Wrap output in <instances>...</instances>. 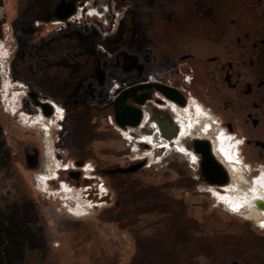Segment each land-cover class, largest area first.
Here are the masks:
<instances>
[{"label": "flooded vegetation", "instance_id": "af4514ba", "mask_svg": "<svg viewBox=\"0 0 264 264\" xmlns=\"http://www.w3.org/2000/svg\"><path fill=\"white\" fill-rule=\"evenodd\" d=\"M69 1H75L76 11L79 3L88 0ZM59 2L0 0V41L7 45L12 82L5 91L0 71V236L4 264H125L117 257L112 259L105 250L111 241L97 237L94 225L87 228L88 235L79 234L85 226L81 222H95L101 215L96 212L100 206L94 197L108 205L102 210L106 215L102 219L118 230L122 228L125 239L153 243L150 254L155 261L167 256L156 264H264V212L250 204L255 198L264 201V0H113L123 17L115 34L102 40L108 43L107 60L92 48L90 30L84 36H64V31L45 26L54 20L44 22ZM32 6L41 9L43 24L36 26L33 38L30 30H22L25 39L17 34L15 15ZM42 32L56 34L45 43L40 41ZM113 58L141 64L138 73L142 79L132 86H163L185 100V105H177L153 88L146 104H152L158 125L149 127L151 114L145 111L140 128L145 126L146 130L138 134L135 143L151 149L156 159L167 157L175 144L200 167L202 158L195 152V142H207L215 161L226 170L227 182L222 186L209 183L200 167L199 178L193 180L202 184L198 191L201 203H193L185 191L183 202H176L178 174L172 169L126 174L104 170L102 175L115 179V191L104 188L103 195L87 187L94 182L84 171L93 168L86 165L82 169L84 160L63 165L58 152L63 143L62 107L65 103L76 118L91 107L113 113L112 104L123 91L113 101L94 102L104 98L103 80L110 74L105 66ZM86 96L89 101L83 99ZM129 104L136 105L133 100ZM47 107L51 109L49 116ZM208 111L216 119L214 126ZM172 112L176 119L170 116ZM164 123L171 128H162ZM188 136L191 138L182 147L181 141ZM78 162L84 165L80 167ZM161 163L162 159L155 164L163 168ZM140 174L154 179L143 182ZM49 176H54L49 188L65 194V202L57 196L61 201L58 209L43 200L49 182L41 187V180ZM83 183L87 185L79 187ZM153 183L171 187H162L160 194L158 186H148ZM147 190L154 195L151 200L141 196ZM83 211L85 216L78 218L76 213ZM174 238L177 248L170 244L159 248L160 239L172 243ZM138 256L137 264H142L144 252Z\"/></svg>", "mask_w": 264, "mask_h": 264}, {"label": "rangeland", "instance_id": "374dc122", "mask_svg": "<svg viewBox=\"0 0 264 264\" xmlns=\"http://www.w3.org/2000/svg\"><path fill=\"white\" fill-rule=\"evenodd\" d=\"M19 1L16 2V13H19ZM16 18L18 17V14L15 15ZM91 23V22H90ZM89 23H86L83 25V27H87L91 31L92 37H90L89 42L92 44V48L97 50V45H104V47L108 48V43L105 41H102L100 37L97 35V31L95 29H92V24L88 25ZM98 52V50H97ZM99 55V53H98ZM130 59V58H127ZM129 62V63H128ZM128 62H125L124 59L120 58H113L112 60H109L106 62V68L109 70V73L107 78L103 80L105 82V89H104V98L103 100H100L99 104H103L104 102L110 101V92L109 90L112 89L116 84L121 85L124 87L125 85H132L135 83H138L141 81L142 76L139 75L138 71L140 70L141 64L139 62H132L128 60ZM97 82V81H96ZM196 97V96H194ZM189 101V104L192 102V98ZM65 110L64 113V120H63V135H62V146L61 149L58 150L60 152V156H62V159L64 160L63 165H71L72 160H84L85 165H89L93 168H86L84 171L86 176L90 178V182H94L93 184H88L87 187L92 186L93 192H98L99 194L104 195L107 191V189L114 190V184L113 182L115 179H111L107 176H104L101 174L102 171L106 170H112L116 168H127L133 164H136L138 162H141L140 160H144L146 163L145 165L137 170V172H155L156 170H169L172 169L177 172L178 176L176 177V190H175V196L176 201L181 200V198H184V196L189 197V199L194 203H201L203 201V197L201 194L198 193V191L201 189V182L197 181L195 182L193 179L199 178L197 176V170L200 169L199 165H196V163H192V161L188 158V156L185 154L180 153L179 150L175 148V144H173L174 149H172V152L167 157H162L159 159H156L154 156V153H150V150L148 147L137 145L135 143V140L138 138V134L145 132V126L142 128H135L132 130L125 131V133H128L130 136H132V142H126L123 137L119 134L117 130H115L110 124V119L114 120L113 113L110 110L98 112L96 109L91 107L90 109H85L84 111L86 113L81 114L84 116V122L85 128L88 130L89 134L87 135L84 143L82 146L78 144L77 139L75 138V132L77 130V118H75V115L72 113H69L66 106L62 107ZM152 104H146L145 105V111L150 112L149 114V127L153 128L154 124H157L155 120L153 119V109ZM192 108V107H191ZM170 114V113H169ZM170 116H173L174 119H176V115L174 112L171 113ZM76 119V120H75ZM219 134V132H217ZM154 134V132H153ZM181 134V131L179 132V135ZM217 134V135H218ZM191 138L190 136L186 137V139H183L181 141L182 147H185L186 141ZM193 138H195L193 136ZM215 141H218L215 137H213ZM173 140L170 141L172 143ZM188 149V148H187ZM187 152V151H186ZM193 154V152H191ZM238 156L239 152H238ZM61 159V158H60ZM162 159V165L163 168H160V165L155 164L157 160ZM48 162V161H47ZM47 162L45 165H47ZM168 163V165H167ZM86 167V166H85ZM84 168V167H83ZM41 174V173H40ZM96 176V177H95ZM95 177V179H93ZM141 177L140 179L146 180V178H152V176L148 174L139 175ZM92 178V180H91ZM199 180V179H198ZM45 182V181H44ZM50 182L45 185L46 189L48 188L46 192V197H43V200L47 202V204L52 207L58 209L59 203L61 202L58 197L65 195L60 192H53L50 186ZM95 184V185H94ZM161 184V183H160ZM160 184H154L148 185L151 186H160ZM63 185V184H62ZM61 185V187H62ZM83 185L87 184H81ZM44 186V187H45ZM189 186L193 187V189L188 190ZM43 187V186H41ZM162 187H165L168 189L171 187L170 185L166 184ZM106 188V191H102ZM181 189V192L178 191V189ZM96 189V190H95ZM91 190H89L90 192ZM147 191H142V195L144 199L151 200L154 195L148 194ZM184 192H188L186 195ZM111 193V192H110ZM67 194V192H66ZM70 194V193H69ZM44 195V194H43ZM73 197H75L73 194H71ZM58 196V197H57ZM94 197V196H93ZM96 199L95 203H99V206L96 209V212L100 213V216L96 217L95 222H87L83 221L81 224L85 225L81 227L79 234L80 235H88V227H91L94 225L95 227V234L97 237H106L107 241H111V244L108 245L109 247H106V251L111 253L112 259L115 257L119 258L122 263L125 264H137L139 263V256L138 253L142 250L144 252V258L142 264H156L158 260H167L166 258H163L160 256L157 261H155L154 257L150 252L151 243L150 241H142V242H135L133 243L130 241V239H125L124 237V230L118 228L113 224L112 222L104 221L102 218H105L106 215L103 213V209L107 208L108 205H104L105 201L102 200L101 202L98 198L94 197ZM75 200V199H74ZM82 201L81 199H79ZM86 201V200H85ZM85 201H82L86 203ZM63 202H65V198H63ZM77 202V201H75ZM81 202V203H82ZM129 201H126L128 203ZM134 202L139 203L140 201L135 200ZM162 201H160L161 203ZM131 202H129L130 204ZM78 204V203H77ZM103 204V205H102ZM67 209L72 210V207L69 208L68 205H65ZM52 209H48L49 212H51ZM82 211V210H81ZM54 213V212H53ZM76 213V212H74ZM82 213H76L78 218H83L85 215ZM55 214V213H54ZM84 231V233H83ZM161 234V233H160ZM162 235V234H161ZM109 237L111 239H109ZM102 239V238H101ZM172 243L168 242L167 240L164 241L162 239L159 240V248L161 250L164 248L165 244H170L171 246L177 248L178 242L176 239H172ZM103 245L102 243H100ZM167 248V247H166ZM152 249V248H151ZM101 250V246H99V243H97L96 251ZM171 260V258H169Z\"/></svg>", "mask_w": 264, "mask_h": 264}, {"label": "water", "instance_id": "95a60500", "mask_svg": "<svg viewBox=\"0 0 264 264\" xmlns=\"http://www.w3.org/2000/svg\"><path fill=\"white\" fill-rule=\"evenodd\" d=\"M75 12V1L66 2V0H60L56 5L52 15L47 16L44 22L48 23L52 19L59 21H66ZM157 88L165 97L174 102L177 105H185V100L177 91L169 89L159 85L146 84L132 86L119 94L116 100L113 102V118L116 125L120 128H137L143 121V112L141 106H144L151 99V90ZM133 100L135 106L130 105L129 101ZM48 109V116L51 115V109ZM50 111V112H49ZM162 128L169 130L171 126L167 123L161 125ZM166 126V127H165ZM195 152L201 155L202 162L200 164L202 176L211 184L225 185L227 182L226 170L215 161L210 153L209 145L207 142L196 141L194 146ZM78 166H83L84 162H78ZM145 165L144 162H138L127 168H116L109 170V174H126L129 172H135ZM77 178V175H71ZM3 239L0 236V264H4L2 248Z\"/></svg>", "mask_w": 264, "mask_h": 264}, {"label": "built area", "instance_id": "2783aa9c", "mask_svg": "<svg viewBox=\"0 0 264 264\" xmlns=\"http://www.w3.org/2000/svg\"><path fill=\"white\" fill-rule=\"evenodd\" d=\"M122 17H123L122 9L115 7L113 0H88L83 3H79L77 5L75 13L72 16H70L66 21H59V20L54 19L49 24H45V26L47 28H53L54 30L58 32H63L69 25L82 27L84 24L89 23L88 25L92 24V27L97 31V35L100 37L101 40H103L115 34V32L117 31L119 27V23ZM41 24L43 23L36 22L35 25L41 26ZM6 48H7V45H6L5 40L0 41V71L2 73V87L3 89H5V91H7L10 88L11 83H12L9 79V74H8L9 72L7 69V60H6L7 49ZM97 50H98L100 58L104 60H107L110 58V54L107 51L106 47H104V45H97ZM131 86L132 85H125L124 87H122L121 85L116 84L112 89L109 90L110 101H113L121 91H124L130 88ZM53 108H54V111L57 113V110L54 104H53ZM141 109L143 112V120H144L145 105L141 106ZM64 113H65V110H64ZM211 117L213 119V126H214L216 119L212 114H211ZM109 123L115 130L119 132V134L123 137V139L126 142H130V140H127L125 136V131H128L130 127H127L125 129L120 128L116 125L115 121L112 119H110ZM131 129H135V128H131ZM155 131L154 133H156ZM220 134H224V137L227 138L228 140L231 139L229 136H227L223 132H220ZM85 166L82 169L85 170ZM242 167L245 169L247 168L245 164H242Z\"/></svg>", "mask_w": 264, "mask_h": 264}, {"label": "crops", "instance_id": "0c3cea01", "mask_svg": "<svg viewBox=\"0 0 264 264\" xmlns=\"http://www.w3.org/2000/svg\"><path fill=\"white\" fill-rule=\"evenodd\" d=\"M32 5V4H31ZM43 20V13L41 11V9L39 7H36V9L32 6L30 8H28L25 11H22L21 14L18 15L17 19H16V24H15V29L17 31V34L23 36V38L26 39V33H22V30L24 29H28L30 30V34L32 35L31 38H33V36L35 35V32L37 31L36 29V22H40ZM92 29H94L92 27ZM91 29V30H92ZM90 29H88L87 27H77V26H73V25H69L65 30H64V36H84L89 32ZM41 31V30H40ZM54 34H56L55 32H51L50 35H46L42 32L41 34V38L40 41L41 42H49ZM93 85H96L97 82L92 83ZM83 99L89 101L90 98L89 96L87 97H83ZM100 98L99 100L95 99L94 102L97 104L100 103ZM64 106H66V104L64 103Z\"/></svg>", "mask_w": 264, "mask_h": 264}, {"label": "trees", "instance_id": "16d2710c", "mask_svg": "<svg viewBox=\"0 0 264 264\" xmlns=\"http://www.w3.org/2000/svg\"><path fill=\"white\" fill-rule=\"evenodd\" d=\"M75 118H76V116H75ZM76 121H77V130L75 132V138L77 139L78 144L80 146H82V144L84 143V141H85L87 135L89 134V132L85 128V123H83L84 122V116L80 115V117L77 118ZM116 186H119L120 187V185H116ZM130 186H132V185H129V187ZM158 188H159L160 194H161V188H162V186L160 185V186H158ZM180 201L183 202V200H178L176 202L178 203Z\"/></svg>", "mask_w": 264, "mask_h": 264}, {"label": "bare ground", "instance_id": "6f19581e", "mask_svg": "<svg viewBox=\"0 0 264 264\" xmlns=\"http://www.w3.org/2000/svg\"><path fill=\"white\" fill-rule=\"evenodd\" d=\"M46 133V132H45ZM129 134H127V133H125V136H126V138H127V140H129V136H128ZM130 142H131V140H130ZM237 149H238V147H237ZM237 163H238V161H236ZM244 164V163H243ZM50 178H43V180H41L42 182H41V185L44 187V184L45 183H48V182H51V181H53L54 180V176H49ZM45 181V182H44ZM47 181V182H46ZM76 203V202H75ZM77 204V203H76ZM250 204H252V205H255L259 210H263V212H264V201L263 200H261V199H259V198H255L254 200H250Z\"/></svg>", "mask_w": 264, "mask_h": 264}]
</instances>
